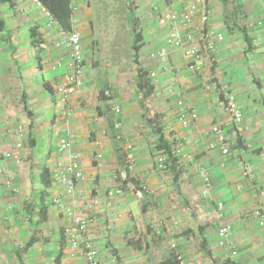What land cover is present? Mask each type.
<instances>
[{
  "label": "crops",
  "instance_id": "1",
  "mask_svg": "<svg viewBox=\"0 0 264 264\" xmlns=\"http://www.w3.org/2000/svg\"><path fill=\"white\" fill-rule=\"evenodd\" d=\"M156 1L135 0L146 19L140 31L143 63L147 73L156 70L158 78L150 94L158 107L145 101L146 107H153L148 118L162 115L156 127L141 125V106L136 102L140 94L130 96L105 84L91 74L86 61L83 87L68 101L70 116L62 117L55 89L68 69L52 66L67 53L65 47H55L65 30L37 0L0 4V128L24 129L18 165L2 158L12 141L0 139V170L5 171L0 174V264H80L68 253L62 234L71 221L52 205L54 195L88 216L86 238L98 252V264H176L171 243L187 264L264 261V232L251 215L257 208L264 210L259 195L264 191V0H208L206 26L225 39L214 54L199 57L195 72L187 71L181 50H168L167 69L150 59L163 45L165 34L158 24L160 14L152 8ZM187 1L169 0L170 8L179 12ZM75 18L72 14L71 30H77ZM37 37L35 42L44 40L47 50H33ZM223 85L237 101L239 123L217 106ZM107 87L110 99L102 96ZM178 99L198 114L187 129L176 118ZM113 105L120 106V132L133 142L135 156L120 195L113 193L119 185L114 174L123 164L121 143L114 139ZM214 125L225 130L226 155L217 146L209 147ZM157 127L173 144L176 176L159 169L161 155L154 148ZM64 129L75 135L72 150L84 175L76 185L80 196H67L51 178L56 165L65 161L66 154L57 145ZM43 168L49 173L47 188L41 180ZM201 172L211 182L208 198L200 197ZM6 175L17 193L6 189ZM139 183L153 193L134 197L132 188ZM92 198L97 205H91ZM217 203L224 206L221 212L216 211ZM43 208L44 220L39 221ZM149 222L158 226L160 242L149 230L151 225L147 228ZM220 223L230 226L233 257L226 242L217 238Z\"/></svg>",
  "mask_w": 264,
  "mask_h": 264
},
{
  "label": "built area",
  "instance_id": "2",
  "mask_svg": "<svg viewBox=\"0 0 264 264\" xmlns=\"http://www.w3.org/2000/svg\"><path fill=\"white\" fill-rule=\"evenodd\" d=\"M38 5H40L39 2ZM170 6L169 0H157L152 4V8L160 14L158 16V24L164 29L165 34L163 37V45L155 53L150 54V59L159 62L163 68L167 69L168 50H181L187 71L195 72L197 70L196 62L199 57L202 54L206 56L214 54L225 37L222 33L215 32L206 26L210 17L208 0H188L184 8L179 12L173 11ZM181 28H185V30L182 31ZM55 47H65L67 49L66 55L62 59H57L52 68L59 69L67 67L68 69L64 80L55 89L57 101L62 105L60 114L62 117L68 118L70 116V110L67 107L68 101L71 96L81 90L84 84L85 60L79 31L70 30L63 32L61 39L55 43ZM32 48L38 53L48 49L47 44L42 39L37 40ZM147 77L153 85L157 84L158 78L156 70H150ZM221 88L224 94L218 99L217 106L224 109L230 115L233 122L239 123L242 114L235 97L226 91V85H223ZM102 96L110 99V89L106 88L103 90ZM111 112L113 114L114 139L121 143V152L123 153L122 168L114 174V178L119 182V185L113 189V193L114 195H120L123 193L122 184L128 182L129 172L134 166L135 156L132 143L124 140L120 132V106L113 105ZM197 117L198 114L194 109L185 107L182 100H177L176 118L181 128H189L197 120ZM64 133L65 135L59 139L57 145L60 152H65V161L56 165L52 171L51 178L60 184L63 192L67 196L74 197L75 194L79 195L76 190V185L84 179V175L78 156L72 150L75 135L67 129H64ZM210 134L213 138V143L209 147L213 148L217 146L220 153L226 155L228 153V147L224 128L220 125H214L210 128ZM23 137L24 129L21 125L17 126L14 131L0 128V139H6L9 142L12 141V147L1 154L3 159L11 160L16 165L20 163ZM101 156V154L97 155L98 158H101ZM157 162L159 163V169H166L163 156L159 157ZM4 173L5 171L0 170V174ZM201 179L203 189L200 197L208 198L211 188L210 179L203 172H201ZM5 187L12 193L18 192L8 175H6ZM152 193V189L142 183L132 188V194L137 199H142L144 196H149ZM259 195L264 202V191H260ZM90 202L92 206L98 204L97 199L92 198ZM51 203L71 221V226L64 230L69 255L78 259L80 264H98V252L90 240L86 238V231L89 226L88 216L78 211L74 206L66 205L59 195H54ZM223 208L222 203L216 204L217 212H221ZM251 215L255 217L258 226L264 232V210L261 207L257 208L251 212ZM150 229L154 234L159 233L158 226L151 225ZM229 233L230 226L228 224L220 223L218 225L217 238L226 242L228 247L231 248L230 255L233 257L236 252L233 249V242L228 239ZM169 248L176 264H187L175 243H171ZM260 264H264V261Z\"/></svg>",
  "mask_w": 264,
  "mask_h": 264
},
{
  "label": "rangeland",
  "instance_id": "3",
  "mask_svg": "<svg viewBox=\"0 0 264 264\" xmlns=\"http://www.w3.org/2000/svg\"><path fill=\"white\" fill-rule=\"evenodd\" d=\"M71 1L72 14L76 16L75 28L84 36L83 43L87 48V53L84 52L83 56L91 74L103 78L105 84L123 89L130 96L140 94L138 96L140 99L135 101L141 106V125L151 127L150 125L155 123L156 127L162 122V115H153L148 118L153 107H146L145 101L148 99L147 104L154 107H158L156 106L158 103L153 101V97L150 95L144 97V92L138 91L135 84L137 71L142 69L147 72L148 68L143 63V53L139 50L138 59L135 62L131 49L135 32L143 30L141 25L146 21L145 14L140 15V12L137 11L135 0ZM129 12H132L135 20V32L132 31L128 22ZM149 18L148 15L147 19ZM155 19L157 20V18ZM141 44L143 45L142 42ZM129 142L133 144V142ZM152 224L150 222L146 224L147 228ZM154 237L160 242V237L157 234H154Z\"/></svg>",
  "mask_w": 264,
  "mask_h": 264
},
{
  "label": "trees",
  "instance_id": "4",
  "mask_svg": "<svg viewBox=\"0 0 264 264\" xmlns=\"http://www.w3.org/2000/svg\"><path fill=\"white\" fill-rule=\"evenodd\" d=\"M13 0H0L1 3L9 2L11 3ZM39 4L47 10V12L51 15V17L56 21V23L59 25V27L62 30L70 31L71 30V18H72V8H71V0H37ZM128 22L130 24V27L133 32L136 31L135 28V20L133 18L132 12H129L128 16ZM33 29V28H32ZM30 29V31L32 30ZM39 37L32 40L33 44L35 43V40ZM142 35L140 31H136L133 37V42L131 45V49L133 52V59L136 62L138 59V53L140 48L142 47ZM32 44V45H33ZM136 81L135 84L137 86L138 91H143V96L146 97L147 95H150L151 92L154 89V86L150 79L147 77V72L139 69L137 71ZM151 123V121H150ZM156 125V124H155ZM156 134V140H155V151L159 153V155L164 156V165L166 166V169L171 170L174 172V176L177 175L175 172V162L177 161V156L174 153L173 144L169 142L162 133L161 127H157L154 129ZM41 180L44 188H47L49 186V173L48 171L43 168L41 172ZM40 218L39 221L44 220V208L40 209ZM62 237L65 240L64 232L62 234ZM31 244L27 243V245ZM59 264V262H57Z\"/></svg>",
  "mask_w": 264,
  "mask_h": 264
}]
</instances>
